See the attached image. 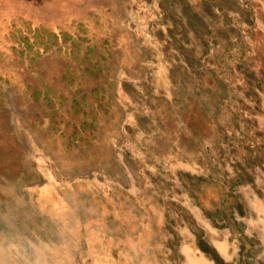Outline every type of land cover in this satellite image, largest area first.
<instances>
[{"label": "rangeland", "instance_id": "1", "mask_svg": "<svg viewBox=\"0 0 264 264\" xmlns=\"http://www.w3.org/2000/svg\"><path fill=\"white\" fill-rule=\"evenodd\" d=\"M0 264H264V0H0Z\"/></svg>", "mask_w": 264, "mask_h": 264}, {"label": "crops", "instance_id": "2", "mask_svg": "<svg viewBox=\"0 0 264 264\" xmlns=\"http://www.w3.org/2000/svg\"><path fill=\"white\" fill-rule=\"evenodd\" d=\"M216 243H217V244H216V247H217L218 244H220V245H222L223 247H225L223 244H221V241L216 242ZM225 248H226V247H225ZM225 248H224V249H225ZM217 249H218V248H217ZM218 252H219L220 255L224 256L219 250H218ZM228 255H229V252L226 250V256L228 257ZM224 257H225V256H224Z\"/></svg>", "mask_w": 264, "mask_h": 264}, {"label": "water", "instance_id": "3", "mask_svg": "<svg viewBox=\"0 0 264 264\" xmlns=\"http://www.w3.org/2000/svg\"><path fill=\"white\" fill-rule=\"evenodd\" d=\"M4 1L7 2V0H2V2H4ZM49 4L52 5L53 3H49Z\"/></svg>", "mask_w": 264, "mask_h": 264}]
</instances>
